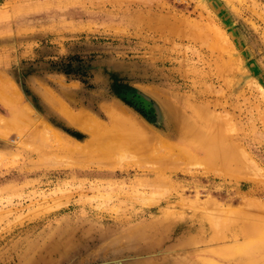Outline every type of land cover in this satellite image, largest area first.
<instances>
[{
    "label": "rangeland",
    "instance_id": "obj_1",
    "mask_svg": "<svg viewBox=\"0 0 264 264\" xmlns=\"http://www.w3.org/2000/svg\"><path fill=\"white\" fill-rule=\"evenodd\" d=\"M65 237L44 264H264V0H0V264Z\"/></svg>",
    "mask_w": 264,
    "mask_h": 264
},
{
    "label": "bare ground",
    "instance_id": "obj_2",
    "mask_svg": "<svg viewBox=\"0 0 264 264\" xmlns=\"http://www.w3.org/2000/svg\"><path fill=\"white\" fill-rule=\"evenodd\" d=\"M25 106V105H24ZM26 109H28L29 110V108H26ZM25 109V110H26ZM24 110V111H25ZM30 112H31V110H30ZM33 113V112H32ZM26 114V113H25ZM31 114V113H30ZM29 114V112H28V115H30ZM34 114V113H33ZM170 114V113H169ZM173 114V113H172ZM175 114V113H174ZM133 115V114H132ZM126 116H127V114H126ZM129 116V115H128ZM127 116V117H128ZM172 116V115H171ZM174 116H176V115H174ZM30 117H31V115H30ZM132 116H131V114H130V118H131ZM134 117V116H133ZM129 118V119H130ZM135 119V118H134ZM137 121V120H136ZM74 123H77V125L78 126H80V127H82L83 129H85V130H88L89 132H90V127H89V125H87V124H85L84 122H79V121H76V120H74L73 121ZM72 122V123H73ZM175 122V121H174ZM73 123V124H74ZM121 123V122H120ZM176 123V122H175ZM94 124H96V122H94ZM119 124V123H118ZM174 124V123H173ZM142 127V126H141ZM117 128V127H116ZM113 131V130H115L114 128L112 129V128H110V131ZM107 131H109V129L107 130ZM107 131H105V129H104V132H107ZM118 131V130H117ZM102 132H103V129H102ZM110 133V132H109ZM108 132H107V134H109ZM113 133H115V131L113 132ZM122 133H123V131H122ZM125 133V132H124ZM128 133H129V131H128ZM127 132H126V134H128ZM101 134V133H100ZM100 134H99V138L101 139L102 138V136H100ZM112 134V133H111ZM125 134V135H126ZM123 134H121V136H122ZM128 135H130V134H128ZM95 136V135H94ZM124 137V136H123ZM97 139V141H96V139H95V141H96V143H98V145L100 146V148H102V150H105V151H107V152H110L111 153V151H113V150H115V149H117L118 150V148H120L121 147V149H122V147H124L123 149H125V148H129L128 150H130V149H133L134 151H141V150H145L146 149V147H149L148 146V144H146V145H142V144H138V145H141V146H137V145H132V144H128V143H126V142H124L123 144H120V146H116V147H114V146H112V145H110L109 143L107 144V143H102V141L100 140V139ZM131 138V137H130ZM94 141V142H95ZM42 148V147H41ZM43 150V149H42ZM54 150H55V148H54ZM54 150H51L52 152L54 151ZM133 150H130V152L131 151H133ZM47 151V150H46ZM124 151V150H123ZM141 152H143V151H141ZM139 153V152H138ZM117 172V171H116ZM113 174V173H112ZM113 180V179H112ZM124 181V178H123V180H122V182ZM95 183H96V181H94ZM112 182V181H111ZM98 183V182H97ZM99 184V183H98ZM124 184V183H123ZM96 185V184H95ZM97 186V185H96ZM95 186V187H96ZM157 207H159V206H157ZM164 219V218H163ZM163 219H161V220H163ZM152 220H157L156 218H154V219H150V221H152ZM165 220V219H164ZM167 221V220H166ZM165 221V222H166ZM167 222H169V221H167ZM161 223V222H160ZM174 223V222H173ZM152 223H148V222H146V223H140V225H139V227L138 228H133V227H131L130 229H128V231L126 232V240H125V244L123 243V245H122V250L123 249H127V250H131V251H134L135 250V252H137V251H139L140 253L142 252V253H144V252H147V251H149V250H152V249H155L156 247H160V245H162L163 243V237L161 236V232L160 231H162V230H159V229H156L155 228V225H151ZM158 224V223H157ZM162 224V223H161ZM166 224V223H165ZM164 224V225H165ZM170 224V223H169ZM159 225V224H158ZM167 225V224H166ZM142 226L143 227H147V229L146 228H142ZM169 226V225H168ZM61 227V226H60ZM59 227V228H60ZM156 227H157V225H156ZM160 227H161V225H160ZM171 227V226H170ZM66 228V227H65ZM69 228V227H68ZM71 228V227H70ZM162 229V228H161ZM58 230V229H57ZM70 231H71V229H69ZM89 230V229H88ZM66 231H67V229H66ZM65 231V234H67V232ZM61 232V231H60ZM85 232H87L86 230H85ZM89 232V231H88ZM164 232H165V228H164ZM168 232V231H167ZM170 232V231H169ZM168 232V233H169ZM246 232H248V231H246ZM170 233H172V232H170ZM87 234V233H86ZM70 235V234H69ZM164 235V234H163ZM65 236V235H64ZM68 236V235H67ZM71 236H72V234H71ZM76 236V235H75ZM161 236V237H160ZM51 237H53V236H51ZM77 237V236H76ZM171 237V236H170ZM178 237V236H177ZM44 238H46V237H44ZM57 238H59V236L57 237ZM56 238V239H57ZM167 238V235H166V237H165V239ZM167 239H169V238H167ZM166 239V240H167ZM46 240V239H45ZM186 239H185V237L182 235V236H180V237H178V238H176L175 240H170L169 241V243L167 244V246H165V247H168V249H170L169 247H174V246H177V247H179V245L181 244V243H183L184 241H185ZM78 241V240H77ZM45 241H43V243H44ZM165 242V241H164ZM48 243V242H47ZM162 243V244H161ZM46 244V243H45ZM135 244H138V245H140L139 247H135L134 245ZM44 245V244H43ZM31 246H34V245H32L31 244ZM48 246V248L46 249V254H44V256H42V254H40L39 256L41 257L42 256V258H41V262H40V264H44V263H46L47 261H48V254L47 253H52V252H55V253H68L69 252V254L70 253H76L77 251H78V249L79 248H81V240L80 241H78V242H75V240L73 241L72 240V238H70V237H65V238H63V239H61V240H59V241H57V242H54V243H52V244H50V245H47ZM35 247V246H34ZM41 247H42V245H41ZM44 247V246H43ZM42 247V248H43ZM165 247H164V249H165ZM32 248V247H31ZM28 249V248H27ZM45 249V248H44ZM170 250H172V249H170ZM125 251V250H124ZM128 252V251H127ZM240 254V253H239ZM241 254H244V253H241ZM247 254V253H246ZM60 255H62L63 256V254H60ZM59 255V256H60ZM71 255V254H70ZM65 256H67V255H65ZM37 257V256H36ZM232 259H234V258H232ZM40 260V259H39ZM146 260V259H145ZM144 260V261H145ZM147 260H149V259H147ZM147 260L145 261V262H147ZM151 260H153L152 258H151ZM163 261H166V259H162L161 260V262H159V263H157L156 261H154V264H155V262H156V264H162V262ZM29 262V261H28ZM143 263V264H146V263ZM149 262V261H148ZM147 262V263H148ZM153 264V262H149V264ZM165 263V262H164ZM173 263V262H172ZM263 262H262V258L261 257H256V256H254V255H247V259H246V264H262ZM31 264V263H30ZM32 264H36L35 263V261L32 263ZM141 264V263H140ZM174 264H177V263H174ZM198 264V263H197Z\"/></svg>",
    "mask_w": 264,
    "mask_h": 264
}]
</instances>
